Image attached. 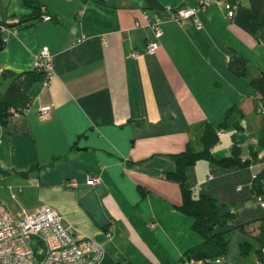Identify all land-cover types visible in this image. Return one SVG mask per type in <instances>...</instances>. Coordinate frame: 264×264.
<instances>
[{
	"label": "crops",
	"instance_id": "obj_1",
	"mask_svg": "<svg viewBox=\"0 0 264 264\" xmlns=\"http://www.w3.org/2000/svg\"><path fill=\"white\" fill-rule=\"evenodd\" d=\"M37 1L53 21L35 17L24 0H0V22L13 23L1 33L0 83L6 71H34L44 48L53 64L49 86L42 80L31 89L26 113L0 125V202L9 203L7 185L16 187L24 213L51 208L95 239L106 260L185 264L203 239L179 210L181 187L165 174L175 169L174 156L201 149L206 125L218 128L238 107L244 131L228 128L213 154L229 157L238 138L243 157L254 151L257 159L240 170L201 161L189 180L201 188L196 195L212 194L235 212L234 226L249 224L258 234L264 208L252 184L264 170V101L250 83L264 75V5L258 17L255 0H218L199 13V27L167 12L192 0ZM227 4L235 5L233 15ZM145 15L161 21L154 56L146 52L154 35ZM235 60L243 61L244 76ZM45 105L52 112L43 121ZM229 239L228 256L208 264H256L254 254L241 256L246 235L234 230Z\"/></svg>",
	"mask_w": 264,
	"mask_h": 264
},
{
	"label": "trees",
	"instance_id": "obj_2",
	"mask_svg": "<svg viewBox=\"0 0 264 264\" xmlns=\"http://www.w3.org/2000/svg\"><path fill=\"white\" fill-rule=\"evenodd\" d=\"M24 5L33 9L35 17L41 18L44 9L41 8L37 0H24ZM264 0H255V14L259 17L263 12ZM4 48L0 32V52ZM243 61L235 60L232 67L237 74L244 76ZM241 67H240V65ZM46 74L34 70L23 74H14L10 72L3 73V80L6 88H0V125L6 126L13 119L15 113L24 115L29 109L32 100L29 93L33 86L42 80H45ZM251 88L258 93L264 101V75L250 83ZM234 110V109H233ZM227 113L225 121L218 128L206 125L200 140L201 149L195 150L188 147L181 154L173 157L175 160V169L167 172L165 178L169 181L179 184L181 187L183 204L179 210L187 217L193 219L192 230L202 239L203 244L193 248L185 253L184 261L194 260L208 264L217 260H223L228 256L230 239L229 236L234 230H240L246 235V241L241 243L240 252L244 259L255 255L256 264H264V217L260 222L259 232L254 235L248 232L249 224L234 226L236 214L234 211H225L224 205L220 204L217 198L212 194L196 195L194 185L189 180V173L195 165L201 161H207L227 170H240L249 168L257 159L258 155L252 151L250 157H243L241 141L234 139L231 146L230 156L224 159H217L213 154V149L219 143V136L228 128H235L239 133L244 131L242 120L244 114L240 108H235V113ZM234 137V136H233ZM236 137V135H235ZM252 193L254 199L264 200V170L257 175L252 184ZM103 264H125L115 263L106 260Z\"/></svg>",
	"mask_w": 264,
	"mask_h": 264
},
{
	"label": "built area",
	"instance_id": "obj_3",
	"mask_svg": "<svg viewBox=\"0 0 264 264\" xmlns=\"http://www.w3.org/2000/svg\"><path fill=\"white\" fill-rule=\"evenodd\" d=\"M193 6L167 9L171 18L183 24L192 20L195 25L201 26L199 13L217 3L218 0H192ZM227 11L233 15L236 8L233 4L226 5ZM42 16L44 22L53 21V17L45 14ZM145 24L153 31V39L148 43L146 52L154 56L159 50V39L163 35L161 21L151 22L145 15ZM9 21L0 22V32L9 30ZM141 24H137L140 26ZM132 53V57H137ZM35 70L44 72L46 78L45 86H49L53 76L52 56L48 48L42 49L36 57ZM51 105L42 106L39 109V118L43 121L50 118ZM21 113H15L12 119L22 117ZM213 177H209V181ZM95 179L92 182L98 183ZM74 188L75 181L69 183ZM201 190L194 186V191ZM264 208V200L257 201ZM154 228L155 225H150ZM110 236V234H108ZM106 253L103 247L95 240L79 233L73 226L66 223L65 219L49 207H42L34 214H23L20 219L15 218L11 212L0 202V264H103ZM185 264H202L194 260L186 261Z\"/></svg>",
	"mask_w": 264,
	"mask_h": 264
},
{
	"label": "rangeland",
	"instance_id": "obj_4",
	"mask_svg": "<svg viewBox=\"0 0 264 264\" xmlns=\"http://www.w3.org/2000/svg\"><path fill=\"white\" fill-rule=\"evenodd\" d=\"M3 1V0H2ZM17 7V5H16ZM6 188H8V190H6L7 192V198H8V202L7 203V207L8 210L11 212V214L17 218L20 219V217L25 214L24 212V207L22 204H25V202L21 200H23V198L20 197L21 194H19V189H17L16 187H9V185L6 186ZM1 189L3 190V185L1 186ZM17 197V199H16ZM249 264V263H248Z\"/></svg>",
	"mask_w": 264,
	"mask_h": 264
}]
</instances>
